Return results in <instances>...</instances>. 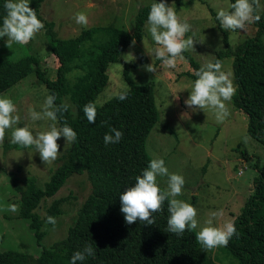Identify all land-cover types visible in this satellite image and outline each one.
Wrapping results in <instances>:
<instances>
[{
    "label": "trees",
    "instance_id": "obj_1",
    "mask_svg": "<svg viewBox=\"0 0 264 264\" xmlns=\"http://www.w3.org/2000/svg\"><path fill=\"white\" fill-rule=\"evenodd\" d=\"M42 1L29 0V7L37 16ZM156 2L161 0H151L139 7L131 31L112 25L94 26L75 36L60 37L53 29V23L46 21L48 44L58 61L52 79L42 75L44 70L35 55L24 52L17 58H10L0 54V92L32 69L43 77L50 95H55L56 106L66 103L64 96L76 106L75 114L69 108L57 113L58 125L72 128L76 141L56 159L57 166L43 186L37 185L33 176L25 177L21 185L15 179L12 181L18 193V215L26 219L37 244L45 234L42 224L48 216L55 218L61 212L67 196L53 198L42 216L35 207L56 193L72 173L86 171L91 186L64 236L49 246H41L35 255L16 249H0V264H70L73 254L82 251L86 245H91L95 254L77 264H218L207 255H201L195 229H186L179 236L167 231L168 200L162 205V211L152 214L154 225L139 221L126 224L120 212L119 195L135 184L136 177L142 175L151 161L145 141L158 116L152 84L129 80L125 66L123 73L128 87L101 105H96L94 100L107 82L108 63L117 60L131 40H140L150 6ZM234 2L229 0V5ZM5 3L6 0H0V27L6 15ZM227 10L231 11L229 7ZM210 12L222 33V46L214 51L212 62L231 56L236 86L232 107L247 115V134L264 145V11L259 14L260 20L254 23L255 32L233 45L225 30L220 28L216 14L211 9ZM100 33L105 38L94 42ZM88 40H92L93 48L86 45ZM183 54L194 68L185 73L195 78L194 73L201 64L188 51ZM75 67L79 68L75 80L68 83L66 74ZM120 94H126V98L118 99ZM88 103L96 106L94 124L88 123L83 112ZM112 128L122 131L123 137L119 143L106 145L103 137L106 133L114 135L110 132ZM255 167L257 175L252 181L253 189L231 220L235 222L236 234L227 247H222L236 264H264V165L256 163Z\"/></svg>",
    "mask_w": 264,
    "mask_h": 264
},
{
    "label": "rangeland",
    "instance_id": "obj_2",
    "mask_svg": "<svg viewBox=\"0 0 264 264\" xmlns=\"http://www.w3.org/2000/svg\"><path fill=\"white\" fill-rule=\"evenodd\" d=\"M149 1L151 0H43L37 18L44 24V28L26 45L13 43L8 48L7 37H0V54L10 58H17L24 52L35 55L39 59L40 68L44 70L42 75L52 79L55 77L58 61L48 44L46 21L53 23V29L60 37L75 36L81 30L94 26L112 25L131 31L139 7ZM163 2L175 10L181 22H187L191 26L190 31L185 34V39L192 37L195 40L194 51H187L201 66L213 61L214 51L222 46V33L217 28L210 9L215 14L220 8L227 10L229 0ZM262 11L264 0H260L257 14ZM79 12L86 14V26L75 22L74 16ZM255 30L254 23H250L243 30L225 32L233 45L246 35L253 34ZM103 38L105 35L100 33L94 42ZM133 40L120 52L117 60L108 63V79L96 95L95 104H103L107 98L128 87L123 73L125 66L129 80L151 83L158 116L149 130L145 150L150 160L162 158L170 174L183 177L182 194L176 198L189 204L194 203L193 206L197 210V233L202 227L208 226L205 221L214 211L222 210L223 217L214 220L212 226H222L239 213L253 189L252 181L257 175L255 165H264V145L247 134V115L232 107L231 101L227 102L230 115L223 123H217L211 110L193 111L185 105L184 101L197 79L185 72L188 69L194 71V68L183 53L184 59L177 58L175 68L163 67L162 62L151 55L152 49L157 45L147 31V21L144 22L140 40ZM86 45L89 48L94 47L92 40H88ZM221 63L222 71L232 74L231 56H223ZM150 64L156 69L155 72L146 70V66ZM78 70L79 68L75 67L66 74L68 83L75 80L73 78ZM49 95L43 77L32 69L27 70L19 80L0 92V98L13 101L17 108L14 115L19 114L21 117L19 124L6 129L4 142L0 144V249H16L31 255L37 254L41 246H49L55 239L65 235L91 190L86 171L72 173L56 193L43 199L35 207L36 212L42 216L53 198L67 196L61 205V212L55 217L56 224H42L45 234L40 244L35 242L26 219L20 218L18 211L6 210L8 205L14 204L18 207V193L14 189L13 179L21 185L25 177L33 176L35 183L43 186L57 166L56 160L50 164L42 162L34 146L15 147L10 142L11 133L16 127H27L34 137L39 132L49 131L52 125L58 129L62 128L57 120L32 121L29 116L30 109L43 111L44 102ZM63 99L69 105L70 112L75 114L76 106L67 96ZM57 144L59 157L70 143L61 137ZM157 184L165 190L167 177L158 176ZM198 246L201 255H207L218 264H236V260L222 247L208 250L199 242Z\"/></svg>",
    "mask_w": 264,
    "mask_h": 264
},
{
    "label": "clouds",
    "instance_id": "obj_3",
    "mask_svg": "<svg viewBox=\"0 0 264 264\" xmlns=\"http://www.w3.org/2000/svg\"><path fill=\"white\" fill-rule=\"evenodd\" d=\"M91 6V5H90ZM229 10L220 8L217 11L216 19L220 27L225 31L243 30L247 24L260 20L256 14L260 8V0H235L231 3ZM6 15L0 27V37H7L6 46L11 47L13 43L26 45L37 32L44 28V24L37 18L35 10L29 7V0H6L4 4ZM77 24L87 25L88 18L85 13L79 12L74 16ZM191 26L187 22H181L175 10L166 6L161 0L153 3L147 16V31L157 47L153 48L151 55L162 62L166 68H175L177 58L183 60L182 53L193 50L194 39L185 34ZM133 44L135 41L133 40ZM220 60L209 61L195 71L197 77L192 84V90L185 105L192 109H208L214 113L217 123H223L230 115L227 102H230L236 94V86L233 83L232 74L222 71ZM149 72H155L152 64L146 66ZM126 94H120L118 99L124 100ZM55 95H49L43 105V111L29 110L32 121L48 119L57 120V113L66 112L69 108L67 103L59 106L54 104ZM83 112L89 124L96 122V106L88 103L83 107ZM17 113L16 105L9 98H0V144L4 142L6 129L12 128L20 123L21 117ZM112 134L106 133L103 137L104 143H119L123 132L115 128L110 129ZM61 137L67 143L76 141V133L67 125L57 128L52 125L49 131L39 132L35 137L27 127H16L11 133V143L27 148L34 146L40 159L44 163H52L58 158L59 145L57 140ZM167 177V187L161 191L157 184V177ZM184 179L178 174H170L162 158L152 159L142 175L136 177L133 186L128 187L119 195L120 212L124 216L126 224H133L137 221L154 225L152 216L155 212L162 211V205L168 200L169 218L167 220V231L176 235H182L186 229H196L197 210L191 204L177 199L182 194ZM6 210L17 212L16 205H8ZM223 217V211H214L209 214L205 224L196 234V240L204 249L216 247H227L229 240L236 234L234 221L224 223L222 226H212L214 220ZM46 222L52 225L56 220L52 216L46 218ZM95 250L91 245H86L82 251L75 252L70 264H77L84 261L86 257L94 256Z\"/></svg>",
    "mask_w": 264,
    "mask_h": 264
}]
</instances>
